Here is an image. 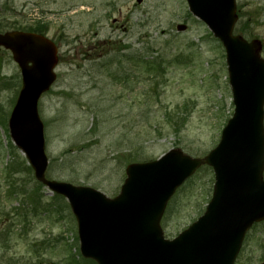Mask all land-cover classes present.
<instances>
[{
    "label": "rangeland",
    "instance_id": "1",
    "mask_svg": "<svg viewBox=\"0 0 264 264\" xmlns=\"http://www.w3.org/2000/svg\"><path fill=\"white\" fill-rule=\"evenodd\" d=\"M236 8L234 33L261 40L264 58V0H236ZM34 28L58 46L56 81L38 104L48 179L113 198L127 163L172 149L202 158L217 144L233 112L225 53L185 0H0V33ZM147 61L159 66L154 73ZM20 87L18 66L0 49V222L9 230L0 254L6 249L3 260L15 264H95L79 254L67 201L36 182L10 139ZM213 181L202 166L175 192L160 221L165 237L202 215ZM25 211L38 214L17 223ZM19 231L23 238L12 239ZM263 261L264 222L247 232L234 263Z\"/></svg>",
    "mask_w": 264,
    "mask_h": 264
},
{
    "label": "water",
    "instance_id": "2",
    "mask_svg": "<svg viewBox=\"0 0 264 264\" xmlns=\"http://www.w3.org/2000/svg\"><path fill=\"white\" fill-rule=\"evenodd\" d=\"M186 2L225 49L232 117L216 147L201 159L170 150L156 161L129 165L120 194L112 200L90 188L45 178L47 157L37 103L55 80L57 48L35 33L0 34V47L11 52L22 82L8 120L10 136L35 178L68 199L77 219L80 251L98 264H233L247 229L264 219L262 44L232 34L235 0ZM200 165L211 167L215 180L206 211L174 240H164L158 221L165 204Z\"/></svg>",
    "mask_w": 264,
    "mask_h": 264
},
{
    "label": "trees",
    "instance_id": "3",
    "mask_svg": "<svg viewBox=\"0 0 264 264\" xmlns=\"http://www.w3.org/2000/svg\"><path fill=\"white\" fill-rule=\"evenodd\" d=\"M38 30L39 29H33V31H36V32H38ZM159 63V62H158ZM160 64V63H159ZM144 66L146 67V71L147 72H153L154 73V71H156V69L159 67L158 65H157V63L155 62V61H151V62H146V63H144ZM148 74H150V73H148ZM152 74V73H151ZM184 118H181V120H183ZM125 161H127V159H125ZM132 161H134V160H132ZM17 167V166H16ZM13 169L14 170H17V168H15V167H13ZM12 179H14V178H12ZM14 181V180H13ZM12 183V182H11ZM13 183H15V182H13ZM41 188V187H40ZM40 198H39V196L38 195H36V197H34V199H33V201H38ZM45 208V207H44ZM46 211H49V209H45ZM19 214H21V216L22 217H26V216H28V214H29V212H27V211H25L24 213H22V212H20ZM30 214H32V215H36L37 214V212H31ZM29 214V215H30ZM19 217V216H18ZM1 224H3L2 222L0 223V225ZM7 231H9L8 230V228H4V229H2L1 227H0V245H2L3 244V242L4 241H6V242H4L5 243V245L7 244ZM21 236H22V234L21 233H15V236L12 238V239H21ZM5 250L6 249H2V252H1V254H0V264H15V263H7V261H5V260H3V257H7V255L6 254H4L5 253Z\"/></svg>",
    "mask_w": 264,
    "mask_h": 264
},
{
    "label": "bare ground",
    "instance_id": "4",
    "mask_svg": "<svg viewBox=\"0 0 264 264\" xmlns=\"http://www.w3.org/2000/svg\"><path fill=\"white\" fill-rule=\"evenodd\" d=\"M155 177H156L157 179H162V175H161V174H156ZM82 212H83V211H82ZM98 221H99V222H98L97 225H99V224L102 223V217H101V216L99 217ZM108 223H110V221H109Z\"/></svg>",
    "mask_w": 264,
    "mask_h": 264
}]
</instances>
